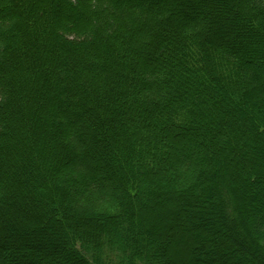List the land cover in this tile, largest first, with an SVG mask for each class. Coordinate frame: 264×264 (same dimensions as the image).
Masks as SVG:
<instances>
[{"label":"trees","instance_id":"obj_1","mask_svg":"<svg viewBox=\"0 0 264 264\" xmlns=\"http://www.w3.org/2000/svg\"><path fill=\"white\" fill-rule=\"evenodd\" d=\"M0 264H264V0H0Z\"/></svg>","mask_w":264,"mask_h":264}]
</instances>
